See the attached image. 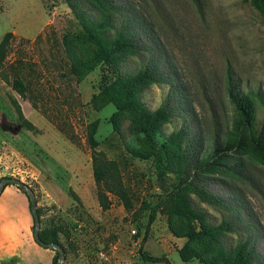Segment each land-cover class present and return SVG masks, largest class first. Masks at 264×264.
I'll return each instance as SVG.
<instances>
[{"label":"rangeland","instance_id":"1","mask_svg":"<svg viewBox=\"0 0 264 264\" xmlns=\"http://www.w3.org/2000/svg\"><path fill=\"white\" fill-rule=\"evenodd\" d=\"M106 1L113 26L127 29L135 45L134 53L113 52L108 45L110 58L120 56L117 69L124 73L145 68L152 73L155 81L147 79L136 87L147 113L163 107L170 112L168 120L155 125L149 141L138 134L136 111L113 114L110 102L97 109L91 105V97L104 80L113 78L116 68L103 63L76 81L62 39L81 24L65 0H0V40L6 32L13 34L0 69V179L14 177L31 188L40 209V229L60 225L68 230V239L59 235L62 264H167L144 261L141 252L164 256L168 264H210L212 245L202 239L190 242L196 256L181 260L178 250L187 239L173 235L169 225L186 229L193 223L157 208L171 190L189 196L213 225L230 219L234 230L219 235L222 246L232 251L246 241L254 264H264V157L245 143L238 153L224 151L210 172L192 168L215 143L225 144L226 133L239 119L230 91L249 107L251 131L258 132L264 123L260 12L251 0ZM78 2L95 22L103 17L94 0ZM112 37L108 29L105 38ZM71 42L81 60L95 50L92 43ZM16 78L25 85V97L12 87ZM13 99L35 130L19 124ZM94 120L98 149L119 162L133 195L130 211L115 196L106 210L98 203L86 139ZM7 198L15 200L10 193ZM153 207L154 220L142 243ZM40 248L43 255L29 251L32 264H52L55 251ZM19 260L13 256L0 259V264Z\"/></svg>","mask_w":264,"mask_h":264},{"label":"trees","instance_id":"2","mask_svg":"<svg viewBox=\"0 0 264 264\" xmlns=\"http://www.w3.org/2000/svg\"><path fill=\"white\" fill-rule=\"evenodd\" d=\"M94 1L104 10V15L99 22H95L87 16L83 9L79 7L78 0H65L76 19L81 24V28L78 31L68 35L69 38L64 37L62 39L63 52L69 65V71L77 82H81L91 71L103 63L107 64L109 67H115L116 70L113 78H108L103 81L99 91L91 97L90 103L97 109L101 104L110 102L115 107V112L113 114L122 112L126 109L136 111L139 117L138 134L142 138L150 141L154 136L155 125L167 121L170 112L160 107L150 114L147 113L136 85L143 83L147 79L154 81L155 79L152 77V73L146 68L140 69L133 74L124 73L117 69L120 56L117 58H110L107 47L110 45L113 52L129 51L134 53L135 45L132 36L127 29L120 26H113L111 22L112 8L106 0ZM251 2L258 9L264 20V0H251ZM108 29L113 31V37L109 41L105 38ZM12 36L13 34L11 32H6L0 40V69L4 65ZM71 40L92 43L95 47L93 54L89 58L81 60L72 46ZM4 79L7 80L6 78ZM12 87L21 97H25V85L22 80L19 78L14 79ZM229 97L239 113V119L235 122L233 130L226 133L227 138L225 144L220 147L218 143H215L209 155L200 157V160L192 165L194 170L203 173L210 172L212 168L219 165L224 151H228L231 154L238 153L245 146V143L249 144L252 152L264 157V123L258 132L254 133L251 131L253 117L249 112V107L245 106L242 99H236L232 91L229 92ZM13 104L18 113L19 124L29 130H35V126L23 116L20 105L15 99H13ZM113 124L114 127L117 128V123L113 121ZM97 126L98 120L89 123L87 126L86 139L91 149L92 174L97 187L96 194L98 203L103 210H106L111 205V197L115 196L122 202L124 208L130 211L133 207V195L124 182L119 162L116 159L109 158L104 151L98 149L99 143L95 137ZM151 148V151H153L152 155H155V147L151 146ZM136 155L138 157H143L142 154ZM226 170L232 174H237L233 167H228ZM187 181L188 178L179 184V189L183 190L184 187L182 184ZM197 193H199V196L204 200L211 201V198L202 190H197ZM159 207L167 212L168 215H178L193 223L186 229L174 228L172 225H169L173 235L185 237L187 239L178 250L181 260L187 262L194 258L196 253L194 248L191 247L190 242L202 239L208 240L212 245L210 264H254V252L246 241L238 242L232 251H228L222 246L219 235L223 231L234 230V224L230 219H223L217 225L209 223L205 213L194 207L189 196L178 190H171L166 193L162 201L157 204V208ZM157 208L153 207L149 213L145 226V234L141 240L142 243L146 241V235L154 220ZM37 213L40 217L39 208H37ZM194 224H196V226ZM60 234H62L65 239H68L70 236L68 230L60 225L39 230V237L43 241L56 242L62 247L59 240ZM57 257L58 253L55 251V258L52 264H57ZM140 257L144 261L152 263L160 261H166L167 264L169 263L164 256L155 257L141 252Z\"/></svg>","mask_w":264,"mask_h":264},{"label":"crops","instance_id":"3","mask_svg":"<svg viewBox=\"0 0 264 264\" xmlns=\"http://www.w3.org/2000/svg\"><path fill=\"white\" fill-rule=\"evenodd\" d=\"M9 193L13 195L16 201H10L7 198ZM32 222L33 216L26 194L15 185H6L0 193L1 260L19 256L20 260L17 264H32V253L36 252L38 255H43V250L33 240V228L31 237ZM21 239L25 242L23 240L21 242Z\"/></svg>","mask_w":264,"mask_h":264},{"label":"water","instance_id":"4","mask_svg":"<svg viewBox=\"0 0 264 264\" xmlns=\"http://www.w3.org/2000/svg\"><path fill=\"white\" fill-rule=\"evenodd\" d=\"M12 184L17 186L20 190L24 191L25 194L28 197L29 203H30V211L33 216V239L34 241L41 247L46 249H51L53 251H56L58 253V263L62 264L63 262V253L61 246L56 242H46L43 241L39 237V230H40V218L37 213V204L35 200V196L31 188L21 181L20 179L14 178V177H2L0 179V193L3 190V188L8 185Z\"/></svg>","mask_w":264,"mask_h":264},{"label":"built area","instance_id":"5","mask_svg":"<svg viewBox=\"0 0 264 264\" xmlns=\"http://www.w3.org/2000/svg\"><path fill=\"white\" fill-rule=\"evenodd\" d=\"M132 231L134 232L135 230H132ZM99 253H100L101 256H103V253L102 252H99Z\"/></svg>","mask_w":264,"mask_h":264}]
</instances>
